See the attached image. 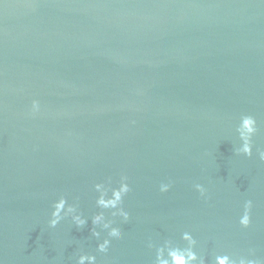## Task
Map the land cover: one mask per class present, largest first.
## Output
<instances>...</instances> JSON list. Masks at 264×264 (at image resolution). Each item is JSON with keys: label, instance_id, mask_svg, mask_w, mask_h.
Here are the masks:
<instances>
[{"label": "water", "instance_id": "1", "mask_svg": "<svg viewBox=\"0 0 264 264\" xmlns=\"http://www.w3.org/2000/svg\"><path fill=\"white\" fill-rule=\"evenodd\" d=\"M33 99L42 111L29 115ZM242 115L259 125L237 156ZM135 121V124L132 123ZM262 0H0V262L153 264L147 241L191 231L199 251L264 257ZM129 177L132 221L108 254L96 193ZM173 182L168 194L161 182ZM207 190L201 198L194 185ZM79 199L87 225L48 227ZM253 202V226L238 217Z\"/></svg>", "mask_w": 264, "mask_h": 264}, {"label": "clouds", "instance_id": "2", "mask_svg": "<svg viewBox=\"0 0 264 264\" xmlns=\"http://www.w3.org/2000/svg\"><path fill=\"white\" fill-rule=\"evenodd\" d=\"M264 2V0H262ZM42 111L39 99L31 101L28 110L29 115L35 117ZM135 124V121H132ZM237 134L240 145L235 148L237 156L252 159L254 156V137L259 132V125L252 115H242L237 126ZM256 155L264 161V151L256 150ZM173 182H161L159 192L168 194L172 191ZM195 191L201 198H207V190L201 184L194 185ZM95 207L98 212L92 215L91 235L98 241L96 251L108 254L113 241L124 239L121 225L131 223L132 215L126 208V200L132 195L133 189L129 177L121 174L118 180L109 177L93 185ZM253 202L245 201L242 213L238 217V223L242 229H250L253 226ZM50 219L48 227L56 229L62 222L70 221L77 229L84 228L88 218L81 210L79 199L75 203L69 201L68 196L61 195L51 204ZM147 247L155 253L153 264H264V257L258 255L257 249L248 248L243 253L218 252L209 257L199 251L200 242L191 231H183L179 239L166 238L160 241L149 239ZM2 264V262H0ZM75 264H97V256L81 252L75 259Z\"/></svg>", "mask_w": 264, "mask_h": 264}]
</instances>
